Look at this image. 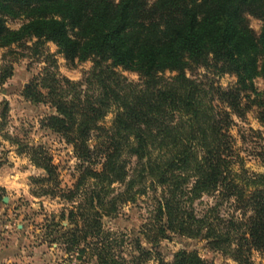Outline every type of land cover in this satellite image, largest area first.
Wrapping results in <instances>:
<instances>
[{"label": "trees", "instance_id": "obj_1", "mask_svg": "<svg viewBox=\"0 0 264 264\" xmlns=\"http://www.w3.org/2000/svg\"><path fill=\"white\" fill-rule=\"evenodd\" d=\"M247 15L262 21L258 35ZM20 17L17 29L6 25ZM29 39L34 46L52 42L70 62L92 63L82 82L44 67L24 88L27 98L53 107L46 126L80 163L64 192L41 146L20 149L44 172L36 195L76 203L52 221L50 242L95 264H146L170 234L202 240L236 264H251L254 251L264 252V147L256 154L263 172H251L231 133L233 117L244 119L253 106L264 124V93L253 85L256 77L264 80V0H0V47ZM193 67L232 74L235 84L205 85L187 76ZM11 76V64H0V86ZM7 107L0 102L1 120ZM108 113L113 117L104 126ZM126 157L134 159L131 171ZM148 189L159 190L141 232L149 247L137 235L127 257L123 235L101 221ZM203 197L210 201L196 209ZM156 264L212 263L182 249Z\"/></svg>", "mask_w": 264, "mask_h": 264}, {"label": "rangeland", "instance_id": "obj_2", "mask_svg": "<svg viewBox=\"0 0 264 264\" xmlns=\"http://www.w3.org/2000/svg\"><path fill=\"white\" fill-rule=\"evenodd\" d=\"M249 27L258 35L262 21L258 17L247 15ZM24 18H7L6 25L17 29ZM35 39L25 40L8 47H0V64L12 66V76L0 86V102H7L5 118H0V264H95L90 259H77L74 254L67 253L58 242H50L48 231L53 222H60L61 212L67 213L72 203L60 197L36 195L39 184L36 179L44 177L42 169L37 168L29 155L21 148L26 146H41L51 158L56 168L58 187L66 192L73 187L79 174V160L73 148L65 142L62 136L46 126V117L54 114V109L46 102H36L24 95V88L49 67L57 76L66 77L73 82H82L91 69L90 60L84 62L66 60L52 42L33 45ZM129 81H139L135 72L118 68ZM171 73L166 72L169 76ZM187 76L205 85L214 83L222 88L235 84L232 74H219L213 69L193 67L186 70ZM257 92L264 93V80L261 77L253 79ZM85 85L82 86V90ZM259 108L256 106L246 110L244 119L233 117L235 125L231 133L235 138V147L244 161L245 168L251 172H263V166L256 154L264 147V124L258 119ZM113 113H108L103 119V125L109 126ZM97 162V161H95ZM129 171L134 166V159L126 157ZM93 169L100 165L92 164ZM92 181L86 182L90 186ZM119 191L122 186L114 185ZM147 193L136 197L131 203L118 207L112 216H104V229L114 235H123L125 244L121 252L129 257L131 241L135 236L142 237V230L149 222L156 192L148 189ZM79 199H77L78 201ZM210 199L203 197L196 201L194 207L201 209ZM62 226L67 221L61 222ZM143 247H149L141 238ZM159 252L152 251L146 264H156L161 258L167 262L179 250L196 251L202 258L212 264H236L228 256L209 250L205 242L170 234L169 239H163L158 244ZM251 264H264V252L254 251Z\"/></svg>", "mask_w": 264, "mask_h": 264}]
</instances>
